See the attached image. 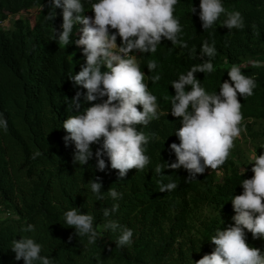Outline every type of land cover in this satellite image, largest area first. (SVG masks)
<instances>
[{"label":"trees","instance_id":"16d2710c","mask_svg":"<svg viewBox=\"0 0 264 264\" xmlns=\"http://www.w3.org/2000/svg\"><path fill=\"white\" fill-rule=\"evenodd\" d=\"M198 4L199 0H178L173 12L180 20V38L187 48L162 39L155 53H134L162 114L147 126L137 125L149 136L145 146L149 166L143 171L129 169L126 176L118 177L116 169L98 170L94 156L84 165L73 164L74 145L69 142L66 146L62 139L66 132L61 121L77 114L73 96L77 90L86 91L69 78L85 63L81 46L74 43L80 25L73 28L70 43L63 45L52 38L54 30L61 29L62 9L52 6L50 0H0V112L8 121L7 131L0 130V214L6 213L0 216V264H24L22 259H14L9 248L22 235H32L42 243L41 254L55 264H193L191 259L213 250L215 245L208 239L216 228L233 223L230 199L242 191L240 180L253 175L251 165L240 175L246 164L236 138L223 165L206 168L194 179H185L188 173L183 167L163 168L164 182L174 180L177 187L158 190L161 177L155 173V165L176 159L169 144L179 143L174 131L181 127V118L169 111L174 95L170 83L193 64L203 62L199 48L205 39L215 41V71L194 75L206 91L217 92L219 83L229 79L227 69L232 64L241 65L242 72L255 80L252 96L237 97L243 114L241 133L257 155L264 151L260 148L264 146V0H223L228 11L237 10L244 18L243 28L231 30L217 22L204 31L197 13L190 11L192 5L198 12ZM85 7L84 15H93L88 3ZM192 48L195 58L189 55ZM150 59L157 61V69L151 72L147 68ZM252 60L261 61V66H253ZM156 72L161 79L153 83L150 77ZM80 102L83 111L99 100L85 101L81 95ZM98 146L92 145L93 152ZM36 151L40 155L32 159ZM104 159L107 165V157ZM97 176L105 197L100 200L88 188V182ZM108 188L123 193L111 218L133 229L130 246L117 247V234L101 228H97V240L88 245L86 237L73 235L74 228L63 224V212L76 207L93 214L94 226L102 225V209L114 203L107 196ZM27 223L36 225L35 233L21 231ZM257 239L246 230V243L252 242V247L264 252V242L256 243Z\"/></svg>","mask_w":264,"mask_h":264},{"label":"clouds","instance_id":"9594fccd","mask_svg":"<svg viewBox=\"0 0 264 264\" xmlns=\"http://www.w3.org/2000/svg\"><path fill=\"white\" fill-rule=\"evenodd\" d=\"M50 3L62 9L61 29L54 30L52 38L67 45L73 28L80 25L74 43L81 46L85 57L80 70L69 78L74 86H82L86 91L77 90L72 98L77 114L68 115L61 121L66 132L62 137L65 145L69 142L74 145L73 164L84 165L94 156L98 170L116 169L118 177L126 176L132 168L143 171L150 164V157L145 153L149 136L138 130L137 125L147 126L162 113L157 96L145 83V73L134 53H155L162 39L171 41L173 46L188 47L180 38V20L173 15L178 0H50ZM86 3L93 12L91 16L84 15ZM198 8L197 12V8L191 5L190 11L197 13L204 31L213 28L217 22L228 30L245 26L242 14L237 10L228 11L223 0H199ZM222 14L224 19H221ZM117 36L120 37L119 44ZM216 54L215 41L209 43L205 39L199 48L203 62L193 64L170 83L174 95L170 97L169 111L174 117L181 118V127L174 131L179 143L169 144L176 159L172 163L155 165V173L161 177L157 181L160 192L177 187L174 180L164 182L163 168L183 167L188 173L185 179H194L206 168L217 169L223 165L234 140L241 135L243 114L237 97L238 94L252 96L256 82L242 72L241 65L232 64L227 69L229 79L219 83V91H206L194 73L215 71L212 58ZM189 55L195 58L196 49H190ZM249 63L255 67L262 64L259 60ZM147 68L149 72L157 69V61L148 60ZM150 79L155 83L161 75L156 72ZM186 86L190 88L186 90ZM81 95L85 101L99 102L80 111ZM137 105L141 108L138 109ZM7 128V118L0 112V130L6 132ZM93 144L99 145L95 152ZM260 148L264 149V146ZM39 155V151L34 152L32 159ZM104 157H107V165ZM249 162H254L251 164L253 175L240 180L238 184L242 191L230 199L234 210L233 223L215 229L208 239L215 245L213 250L199 259L190 258L193 264H264V252L246 243V230L254 239H264V151L257 155L255 149ZM244 172L243 167L240 175ZM88 188L96 200L105 198L99 176L88 182ZM107 196L114 203L102 209V225L94 226L93 214L80 212L76 207L63 212V224L74 228L73 235L86 237L88 245L97 240L100 235L97 228H101L117 234V247L130 246L133 229L111 218L119 208L116 201L123 197V193L108 188ZM21 231L35 233L36 225L27 223ZM43 247L32 235L19 236L9 246L15 254L14 259H22L24 264H55L47 255L41 254Z\"/></svg>","mask_w":264,"mask_h":264},{"label":"rangeland","instance_id":"374dc122","mask_svg":"<svg viewBox=\"0 0 264 264\" xmlns=\"http://www.w3.org/2000/svg\"><path fill=\"white\" fill-rule=\"evenodd\" d=\"M32 11L35 12L34 9H32ZM30 17H32V15H30ZM2 24L5 27L8 25L7 21H4ZM238 140H239L238 141L239 143H238V146L237 147L240 148V150H241V156H242L241 160L245 161V164H246V165H243L242 166L241 169H243V167L245 168V166H248V165H251L252 163H254V162L247 163L249 161V159L251 158L252 154H253L254 148H253L252 143L248 139H246L242 133L238 137ZM217 174H218L219 179H220L221 178L220 172H218ZM5 215H6V213H1L0 214V216H2V217L5 216ZM262 240L263 239L258 238L256 240L257 241L256 243H263L264 241H262ZM249 245L251 246L252 245V242L249 243Z\"/></svg>","mask_w":264,"mask_h":264}]
</instances>
